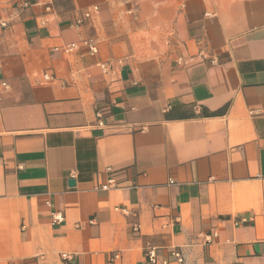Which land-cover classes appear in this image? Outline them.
<instances>
[{"label": "crops", "instance_id": "1", "mask_svg": "<svg viewBox=\"0 0 264 264\" xmlns=\"http://www.w3.org/2000/svg\"><path fill=\"white\" fill-rule=\"evenodd\" d=\"M149 247L264 264V0H0V264Z\"/></svg>", "mask_w": 264, "mask_h": 264}, {"label": "built area", "instance_id": "2", "mask_svg": "<svg viewBox=\"0 0 264 264\" xmlns=\"http://www.w3.org/2000/svg\"><path fill=\"white\" fill-rule=\"evenodd\" d=\"M85 17H89V14L86 13ZM85 45L88 47L89 54L94 55L97 53L96 45L93 42H85ZM73 47L74 45H70L67 48H65V51L66 52L71 51ZM169 183L171 184L172 182L170 181ZM110 187H112L111 183L104 186L102 189L107 190ZM51 219L53 224L58 225L63 221V216L60 213H52ZM175 256L177 257L179 262L182 261L179 255H175ZM145 257L149 264H156V252L154 248L151 247L147 248L145 251Z\"/></svg>", "mask_w": 264, "mask_h": 264}, {"label": "water", "instance_id": "3", "mask_svg": "<svg viewBox=\"0 0 264 264\" xmlns=\"http://www.w3.org/2000/svg\"><path fill=\"white\" fill-rule=\"evenodd\" d=\"M71 184L73 185L74 183H73V182H71Z\"/></svg>", "mask_w": 264, "mask_h": 264}]
</instances>
